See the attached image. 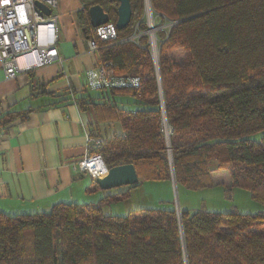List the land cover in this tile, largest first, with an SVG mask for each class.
<instances>
[{
    "label": "trees",
    "instance_id": "1",
    "mask_svg": "<svg viewBox=\"0 0 264 264\" xmlns=\"http://www.w3.org/2000/svg\"><path fill=\"white\" fill-rule=\"evenodd\" d=\"M82 2L78 18L88 38L93 4L116 23L118 0ZM150 3L162 23L176 21L159 30V71L146 34L139 44L124 40L136 24L147 28L145 0H131L130 23L100 41L98 62L117 75H140L141 84L74 95L100 121L122 122L124 133L105 138L99 151L109 167L134 163L139 182L104 189L97 201L0 210V264H264V210L180 207L179 214L174 202L126 215L105 209L145 180L172 181V163L178 189L210 187L214 170L226 169L228 188H247L264 203V0ZM177 48L183 60L170 55Z\"/></svg>",
    "mask_w": 264,
    "mask_h": 264
},
{
    "label": "crops",
    "instance_id": "2",
    "mask_svg": "<svg viewBox=\"0 0 264 264\" xmlns=\"http://www.w3.org/2000/svg\"><path fill=\"white\" fill-rule=\"evenodd\" d=\"M82 8V0H59L57 46L64 61L27 67L32 59L25 55L18 75L8 78L0 59V210L5 212L49 210L58 202L97 201L105 194L87 171L74 168L89 136L124 133L120 120L100 121L92 105L84 108L74 98L93 89L87 71L98 63V52L89 49L80 26ZM63 95L73 97L60 101ZM213 179L214 185L230 183V175L227 181ZM145 181L138 186L145 185L147 194L155 187L164 193L173 188L169 180ZM154 199L168 200L162 195Z\"/></svg>",
    "mask_w": 264,
    "mask_h": 264
},
{
    "label": "built area",
    "instance_id": "3",
    "mask_svg": "<svg viewBox=\"0 0 264 264\" xmlns=\"http://www.w3.org/2000/svg\"><path fill=\"white\" fill-rule=\"evenodd\" d=\"M42 2L50 9L47 13L37 4ZM59 0H0V59L6 77L15 78L22 68L19 59L30 56L27 67L43 65L50 62L64 61L58 44V26L60 14ZM144 16L147 28L140 30L136 24L135 32L124 40H134L138 44L141 36H148L147 45L157 65L159 56L158 22L150 3L145 0ZM176 21L170 23V26ZM94 27V26H93ZM94 35L89 37L88 47L92 52H98L100 41L112 40L118 37V27L115 22L108 21L93 28ZM88 85L96 89L110 86L141 84L140 75H117L108 69L107 64L97 63L87 71ZM102 136H89L85 155L74 163L76 170L87 171L94 179L102 178L109 172V166L99 151L104 141Z\"/></svg>",
    "mask_w": 264,
    "mask_h": 264
},
{
    "label": "rangeland",
    "instance_id": "4",
    "mask_svg": "<svg viewBox=\"0 0 264 264\" xmlns=\"http://www.w3.org/2000/svg\"><path fill=\"white\" fill-rule=\"evenodd\" d=\"M156 14V22L160 26L159 30L167 31L170 27L171 22L162 23L161 17ZM143 19L147 18L143 15ZM157 31L158 34L160 31ZM159 47V46H158ZM170 55L176 60H183L185 57V51L181 48L173 49L170 52ZM213 176L215 181H227L229 176L228 170H214ZM157 180L145 181L146 184L157 183ZM161 182H168V180H163ZM144 183V184H145ZM220 184L212 185L210 187H205L202 189H189L185 186H180L179 189V204L182 209H197V208H208L218 211H230L235 208L242 212H251L256 213L264 210V203L253 199L250 191L247 188L240 186H232L228 188L227 184L219 182ZM158 187H163L162 185ZM115 188H110L107 190H115ZM135 188V189H134ZM131 193L125 198L118 202L109 203L105 206V209L109 213H116L121 215L128 214L131 210H135L141 207L150 206V207H163L170 206L171 203L175 204V195L173 188L169 192H162L152 188L147 194V191L144 187H134ZM137 188V189H136ZM146 189H149L146 188ZM154 195V196H153ZM162 195L164 198H167V201H164L163 204L156 202L154 197ZM165 195V196H164ZM141 213H139L140 215Z\"/></svg>",
    "mask_w": 264,
    "mask_h": 264
},
{
    "label": "water",
    "instance_id": "5",
    "mask_svg": "<svg viewBox=\"0 0 264 264\" xmlns=\"http://www.w3.org/2000/svg\"><path fill=\"white\" fill-rule=\"evenodd\" d=\"M118 1H119L118 19L116 21V25L120 29V28L126 27L130 23L132 19L133 10H132L131 0H118ZM37 4L40 7H42L45 11H47V13H50V9L47 6H45L42 2L37 1ZM89 15H90L91 24L94 27L110 21L109 13L100 4H93L92 6H90ZM157 69L159 71L158 59H157ZM164 118H165V123L167 126L166 127L167 129L166 137L169 142L168 124L166 121V117ZM171 166H172V182H173V189H174V195H175L174 197L175 205H176L177 212L180 214L181 208L179 204V189H178V184H177V181L174 175L173 163ZM139 180H140V177H139V174L137 172V169L134 163H123V164L111 166L106 176L96 179L97 183L102 189H110V188L119 187L123 185H131V184L138 183Z\"/></svg>",
    "mask_w": 264,
    "mask_h": 264
}]
</instances>
